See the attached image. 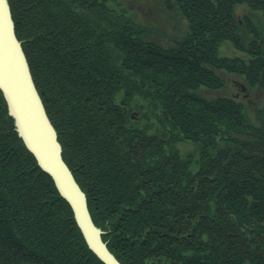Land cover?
I'll list each match as a JSON object with an SVG mask.
<instances>
[{
	"label": "trees",
	"instance_id": "16d2710c",
	"mask_svg": "<svg viewBox=\"0 0 264 264\" xmlns=\"http://www.w3.org/2000/svg\"><path fill=\"white\" fill-rule=\"evenodd\" d=\"M33 79L123 264H264V0H165L163 45L141 0H8ZM227 47L238 53L229 54ZM251 108V111H250ZM195 150L183 153L181 143ZM0 264H106L19 135L0 88Z\"/></svg>",
	"mask_w": 264,
	"mask_h": 264
},
{
	"label": "water",
	"instance_id": "95a60500",
	"mask_svg": "<svg viewBox=\"0 0 264 264\" xmlns=\"http://www.w3.org/2000/svg\"><path fill=\"white\" fill-rule=\"evenodd\" d=\"M0 88L19 135L71 205L89 247L106 264H123L103 239L104 231L93 220L87 194L63 157L57 130L36 87L22 41L16 34L8 0H0ZM245 89L242 84L241 90Z\"/></svg>",
	"mask_w": 264,
	"mask_h": 264
},
{
	"label": "rangeland",
	"instance_id": "374dc122",
	"mask_svg": "<svg viewBox=\"0 0 264 264\" xmlns=\"http://www.w3.org/2000/svg\"><path fill=\"white\" fill-rule=\"evenodd\" d=\"M141 3H146L144 7L146 10V19L155 25L157 33L156 38L163 44L167 45L171 42L169 40L172 37L181 34V30L185 28V21L180 16L174 15V11L168 9L165 5V0H141ZM244 12L251 13L254 18L259 22L260 28L263 29L261 33V40L264 44V13L251 11L246 5H239L236 9V14L242 15ZM227 52L229 54L238 53L237 51L227 47ZM226 81L228 82V87L224 90L207 92V96H222V95H235L236 97L245 100V102L250 101L252 104L258 106L262 105L264 102V91L259 88H254L249 90L246 85L245 79L241 76L234 75L231 73H222ZM242 84L246 87L244 91L241 90ZM251 111V108H250ZM181 151L183 153L195 150V146L189 142L180 144Z\"/></svg>",
	"mask_w": 264,
	"mask_h": 264
},
{
	"label": "bare ground",
	"instance_id": "6f19581e",
	"mask_svg": "<svg viewBox=\"0 0 264 264\" xmlns=\"http://www.w3.org/2000/svg\"><path fill=\"white\" fill-rule=\"evenodd\" d=\"M16 31V30H15ZM26 54V53H25ZM31 69V68H30ZM63 154V153H62Z\"/></svg>",
	"mask_w": 264,
	"mask_h": 264
}]
</instances>
